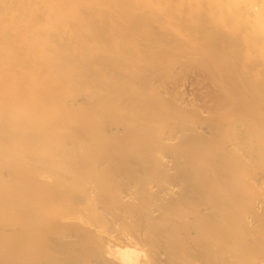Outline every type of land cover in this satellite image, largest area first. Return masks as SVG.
<instances>
[{
  "label": "bare ground",
  "instance_id": "1",
  "mask_svg": "<svg viewBox=\"0 0 264 264\" xmlns=\"http://www.w3.org/2000/svg\"><path fill=\"white\" fill-rule=\"evenodd\" d=\"M0 264H264V0H0Z\"/></svg>",
  "mask_w": 264,
  "mask_h": 264
}]
</instances>
